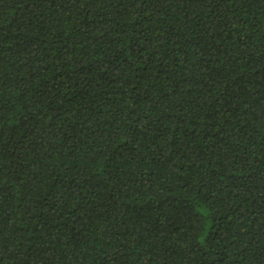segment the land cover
I'll return each mask as SVG.
<instances>
[{"label": "trees", "instance_id": "16d2710c", "mask_svg": "<svg viewBox=\"0 0 264 264\" xmlns=\"http://www.w3.org/2000/svg\"><path fill=\"white\" fill-rule=\"evenodd\" d=\"M0 264H264V0H0Z\"/></svg>", "mask_w": 264, "mask_h": 264}]
</instances>
